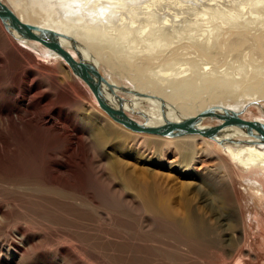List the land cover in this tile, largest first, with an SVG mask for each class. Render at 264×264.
Here are the masks:
<instances>
[{
    "label": "rangeland",
    "instance_id": "1",
    "mask_svg": "<svg viewBox=\"0 0 264 264\" xmlns=\"http://www.w3.org/2000/svg\"><path fill=\"white\" fill-rule=\"evenodd\" d=\"M226 1L204 0L219 5L225 14L246 13L254 2L243 0L234 5ZM137 10V19L146 21L147 12ZM205 10L197 14H206ZM127 15L123 12L110 26H120L121 19L131 23ZM13 39L0 29V71H4L6 87L0 106L7 107L4 117L17 114L21 119L12 125L14 132H6L12 152L0 153V264H71L67 260L79 264H222L221 252L210 237L199 233L188 237L174 220L163 217L167 211L179 219L192 208L208 211V201L215 196L210 185L186 179L169 167L166 160L176 159L163 156L161 144L151 149L145 139L137 145L130 131L99 108L87 86L64 62L35 67L41 64L35 55L49 60L46 48ZM123 41L116 40V46L126 50ZM182 49V58L195 55L192 52L191 56L186 45ZM159 62L152 66L158 67ZM100 73L111 76L105 70ZM111 78L130 86L123 77ZM141 104L135 103L134 111L139 112ZM261 105L264 108V102ZM127 111L138 122H145L137 113ZM243 115L248 121H264V112L257 106L248 107ZM7 128L8 124L0 123L1 130ZM88 129L96 134V140L86 134ZM177 158L187 162L183 154ZM205 161L208 163V158ZM209 165L208 178L211 172L214 177L216 166ZM262 225L264 228V222ZM250 234L255 241L262 238L257 232ZM12 243L19 251L10 246ZM263 243L248 247L262 259L254 264H264ZM63 248L64 254L59 251Z\"/></svg>",
    "mask_w": 264,
    "mask_h": 264
},
{
    "label": "bare ground",
    "instance_id": "2",
    "mask_svg": "<svg viewBox=\"0 0 264 264\" xmlns=\"http://www.w3.org/2000/svg\"><path fill=\"white\" fill-rule=\"evenodd\" d=\"M0 1L22 23L58 35L61 46L74 58L78 57V53L93 63L99 72L105 70L110 73V77L107 74L102 76L117 88L115 103L129 117L127 110L140 115L145 121L142 123L155 127L172 126L195 118L209 108L217 112L224 109L244 121H248L243 114L250 106H257L264 112L261 105L264 102V0H254L251 8H245L248 9L246 13H238L239 7L237 13L228 15L219 5L206 4L204 0ZM239 1L241 4L243 0L226 2L235 5ZM132 9L134 11L131 12ZM143 9L147 12L144 14L145 24L137 19L139 12H135ZM204 9H207L206 14H197ZM123 12L128 13L130 19H127L131 23L121 19L120 26H110L114 19L118 22ZM0 24L1 31L14 37L16 42L26 44L32 41L25 39L7 23L6 27L2 22ZM119 38L127 42L126 50L116 46L115 41ZM185 45L191 56L192 52L195 54L191 58L181 57L180 51ZM69 46L71 52L68 51ZM47 50L49 60L35 55L34 59L41 62L40 65L34 64L35 67L39 68L44 63L63 65L60 56ZM244 58L251 62H246ZM156 60L160 62L155 68L152 63ZM112 75L128 80L130 86L113 81ZM3 76L4 71L1 70L0 99H4L6 92ZM43 82L41 80L40 83L46 87ZM59 89L53 91L54 96L58 95ZM135 103H142L139 112L134 111ZM6 110V106H0V123L8 124L7 129H0V153L8 154L12 149L8 147L6 132H14L12 125L15 120L21 119L17 114L15 118L4 117L3 111ZM253 122L264 124L258 119ZM196 126L200 131L220 129L212 138L200 134H185L178 138L128 131L137 145L145 139L151 149L161 144L163 156L170 155L176 159L172 162L171 159L166 160L169 167H175L178 174L186 179L208 183L213 189L215 196L208 201L209 205L206 204L210 206L206 209L208 211L192 208L182 219L167 211L163 217L174 220L179 231L188 237H196L197 233L210 237L221 252L222 264H254L261 258L248 247L264 242V144L242 128L223 126V120L216 117L203 119ZM86 131L90 139L96 140V134L91 129ZM212 144H216L220 152ZM206 149L209 150L208 157L204 153ZM181 154L187 162L177 158ZM207 158L209 164L216 165L212 169L214 177H211L212 172L209 178L206 177L210 166L205 161ZM156 213L159 215V212ZM254 230L258 237H262L260 241L249 237H255L250 234L256 233ZM183 233L181 236H185ZM10 246L19 251L17 245L12 243ZM59 251L64 254L66 250Z\"/></svg>",
    "mask_w": 264,
    "mask_h": 264
},
{
    "label": "water",
    "instance_id": "3",
    "mask_svg": "<svg viewBox=\"0 0 264 264\" xmlns=\"http://www.w3.org/2000/svg\"><path fill=\"white\" fill-rule=\"evenodd\" d=\"M0 20L6 27L7 24L20 33L25 39L35 41L45 48L55 52L69 66L72 73L85 83L94 96L100 109L115 123L134 133H144L156 136L180 137L185 134H200L201 136L212 138L220 127L206 131H200L197 123L201 120L216 117L223 120V126H236L244 129L250 136L258 139L264 144V124L241 120L237 115H233L221 109L217 112L214 108H209L200 113L199 116L167 127H155L145 123H138L121 110L115 103V90L117 88L110 84L99 72L97 67L90 61L85 60L77 53L74 58L61 46L58 35L43 30L37 26L22 23L5 5L0 1ZM7 23V24H6ZM106 89V91H105Z\"/></svg>",
    "mask_w": 264,
    "mask_h": 264
}]
</instances>
